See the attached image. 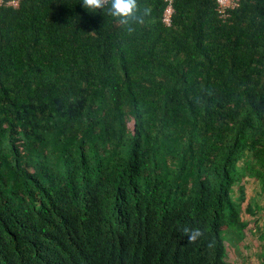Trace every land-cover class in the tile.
<instances>
[{
  "label": "trees",
  "instance_id": "16d2710c",
  "mask_svg": "<svg viewBox=\"0 0 264 264\" xmlns=\"http://www.w3.org/2000/svg\"><path fill=\"white\" fill-rule=\"evenodd\" d=\"M141 3L131 33L82 0L0 8V264H230L249 180L261 210L264 0H173L170 27Z\"/></svg>",
  "mask_w": 264,
  "mask_h": 264
},
{
  "label": "rangeland",
  "instance_id": "374dc122",
  "mask_svg": "<svg viewBox=\"0 0 264 264\" xmlns=\"http://www.w3.org/2000/svg\"><path fill=\"white\" fill-rule=\"evenodd\" d=\"M257 188L253 180H249L245 183L247 201L242 204V209L244 211L242 218L248 222L247 228L241 234L231 229H226L222 233V239L227 249V259L230 264H250L251 262L257 264L260 260V254L263 252L262 248L264 246V241H261L258 236L260 232H264V199H257L261 210H257L255 215L247 216L245 214L246 204L249 198L254 196L255 192H258ZM235 194L237 196L238 191H235ZM257 219V224H255ZM238 238H244L242 240L243 242L239 243ZM244 245L245 247H243Z\"/></svg>",
  "mask_w": 264,
  "mask_h": 264
},
{
  "label": "clouds",
  "instance_id": "9594fccd",
  "mask_svg": "<svg viewBox=\"0 0 264 264\" xmlns=\"http://www.w3.org/2000/svg\"><path fill=\"white\" fill-rule=\"evenodd\" d=\"M82 2L83 7L89 12L96 13L100 10H103L106 15L113 17L118 24L124 26L129 33L135 30L133 25H142L145 22V18L151 14L150 8L147 5H142L141 0H82ZM243 212L244 211L241 206V218ZM184 232L187 234L189 243H195L198 238L203 235V231L199 228H185ZM243 239L244 238L238 239L239 243L243 242ZM243 247H245V245ZM262 249L263 252H261L260 256L264 254V247ZM260 262L261 258L257 264ZM250 264L254 263L251 262Z\"/></svg>",
  "mask_w": 264,
  "mask_h": 264
},
{
  "label": "built area",
  "instance_id": "2783aa9c",
  "mask_svg": "<svg viewBox=\"0 0 264 264\" xmlns=\"http://www.w3.org/2000/svg\"><path fill=\"white\" fill-rule=\"evenodd\" d=\"M21 0H0L1 7L18 8ZM216 5V12L219 18L225 22L231 16V11L235 10L239 6L240 0H213ZM167 5L163 11L162 23L166 27L171 26V19L173 14L172 2L173 0H166Z\"/></svg>",
  "mask_w": 264,
  "mask_h": 264
}]
</instances>
